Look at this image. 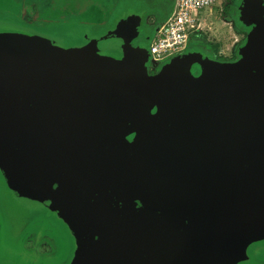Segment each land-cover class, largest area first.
Returning <instances> with one entry per match:
<instances>
[{
  "label": "water",
  "instance_id": "95a60500",
  "mask_svg": "<svg viewBox=\"0 0 264 264\" xmlns=\"http://www.w3.org/2000/svg\"><path fill=\"white\" fill-rule=\"evenodd\" d=\"M8 25L0 192L51 211L65 247L47 264H240L264 245V8L239 59L155 75L126 36L106 55Z\"/></svg>",
  "mask_w": 264,
  "mask_h": 264
},
{
  "label": "rangeland",
  "instance_id": "374dc122",
  "mask_svg": "<svg viewBox=\"0 0 264 264\" xmlns=\"http://www.w3.org/2000/svg\"><path fill=\"white\" fill-rule=\"evenodd\" d=\"M262 8L264 0H219L208 18L207 31L191 41L184 55L197 52L223 62L239 59ZM170 9L171 0H0V25L18 26L20 32L62 47L99 49L106 55H120L122 43L116 37L126 36L132 47L141 50L147 47L149 53L156 30L168 18ZM203 14L208 15L209 10ZM235 36L241 42L232 48L231 41L229 45L220 42L222 37L235 40ZM221 45L229 46L226 56L219 54ZM147 71L155 75L159 70H154L149 60ZM3 185L6 187V183ZM5 187L0 192V264H40L41 260L47 264L46 261L61 254L65 247L64 241L58 238L61 233L55 228L58 222L56 226L50 225L51 211L44 204L17 197ZM43 241L53 246L51 255L38 252ZM21 252L28 263L19 256ZM249 255L250 259L240 264H264L260 258L264 256V245L251 246Z\"/></svg>",
  "mask_w": 264,
  "mask_h": 264
},
{
  "label": "built area",
  "instance_id": "2783aa9c",
  "mask_svg": "<svg viewBox=\"0 0 264 264\" xmlns=\"http://www.w3.org/2000/svg\"><path fill=\"white\" fill-rule=\"evenodd\" d=\"M218 0H174L172 11L161 24L149 48V59L158 68L183 55L203 31ZM209 10V14L203 11Z\"/></svg>",
  "mask_w": 264,
  "mask_h": 264
},
{
  "label": "crops",
  "instance_id": "0c3cea01",
  "mask_svg": "<svg viewBox=\"0 0 264 264\" xmlns=\"http://www.w3.org/2000/svg\"><path fill=\"white\" fill-rule=\"evenodd\" d=\"M219 1V0H218ZM218 1H217V3H218ZM173 3H174V0H171V6L173 7ZM222 6V5H221ZM31 14H35V12L33 11ZM230 15V14H229ZM208 21V20H207ZM232 21H234V20H232ZM228 23H230L231 24V22H229L228 21ZM235 26V25H234ZM160 27V26H159ZM158 30V29H157ZM157 30H156V34H157ZM238 33V32H237ZM225 38H227V37H222V39H220V42L222 43V44H224V42H226V43H228V45H229V43H230V41H231V46H230V48H232V46L234 45V44H239L241 41L239 40L240 38L239 37H237V36H235V40H233L232 39V37H230V38H227V39H225ZM152 43V42H151ZM151 43H150V45H151ZM147 46V45H146ZM220 46V45H219ZM229 46H225V45H221V47H219L220 48V50L221 51H219V54L221 55V56H226V48H228ZM150 48V47H149ZM144 50L145 51H147L148 52V48L147 47H145L144 48ZM232 53V52H231ZM149 55V54H148ZM149 57V56H148Z\"/></svg>",
  "mask_w": 264,
  "mask_h": 264
},
{
  "label": "flooded vegetation",
  "instance_id": "af4514ba",
  "mask_svg": "<svg viewBox=\"0 0 264 264\" xmlns=\"http://www.w3.org/2000/svg\"><path fill=\"white\" fill-rule=\"evenodd\" d=\"M204 55H206V54H204ZM207 56H209L210 58H212V59H214L213 57H211V55H207ZM215 60H218V61H221V60H219V59H215ZM235 60H237V59H235ZM234 60V61H235ZM165 64V63H164ZM164 64H162L163 66H164ZM162 65L161 66H159L158 68H154V70H161L163 67H162ZM159 71H157L156 72V74L159 72ZM194 74L195 75H198V71H194ZM40 246L37 248V250H38V252L40 253V254H42V255H51L52 253H53V251H54V248H53V246L49 243V242H47V241H43L41 244H39Z\"/></svg>",
  "mask_w": 264,
  "mask_h": 264
},
{
  "label": "trees",
  "instance_id": "16d2710c",
  "mask_svg": "<svg viewBox=\"0 0 264 264\" xmlns=\"http://www.w3.org/2000/svg\"><path fill=\"white\" fill-rule=\"evenodd\" d=\"M171 11H172V6H171V9H170V13H171ZM170 13H169V15H170ZM169 15H168V16H169Z\"/></svg>",
  "mask_w": 264,
  "mask_h": 264
}]
</instances>
